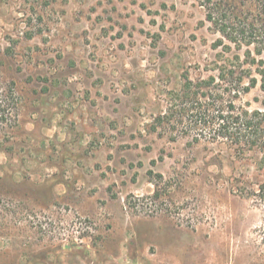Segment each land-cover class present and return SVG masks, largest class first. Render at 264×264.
<instances>
[{
	"label": "rangeland",
	"instance_id": "rangeland-1",
	"mask_svg": "<svg viewBox=\"0 0 264 264\" xmlns=\"http://www.w3.org/2000/svg\"><path fill=\"white\" fill-rule=\"evenodd\" d=\"M219 38L198 0H0L16 115L0 130V264H264L262 204L242 194L259 153L188 124L181 89L243 60ZM252 57L234 70L248 90L217 99L264 109ZM170 105L190 120L153 130Z\"/></svg>",
	"mask_w": 264,
	"mask_h": 264
},
{
	"label": "trees",
	"instance_id": "trees-1",
	"mask_svg": "<svg viewBox=\"0 0 264 264\" xmlns=\"http://www.w3.org/2000/svg\"><path fill=\"white\" fill-rule=\"evenodd\" d=\"M198 2L204 9L205 20L220 35V38L216 40L217 45L228 51L232 48L237 51L244 48V61L236 53L234 61L223 66L218 75H209L207 78L194 82L188 76L185 77L181 89L191 93L193 101L197 104L189 107L187 112H192V116L195 115L198 119L190 120L187 116L184 117L181 108L185 109V107L170 105L154 118L152 129L156 130L157 126L165 124L168 126L173 120H178L177 122L180 123L190 120L188 124L191 122L197 124L199 119L205 118L202 122L210 126L213 139L226 141L241 155L258 152L259 156L255 164L260 179L257 187L249 191L244 189L242 194L258 199L264 213V109H239L230 99L226 98L224 102L217 99L213 93V90L218 88V84L225 86L223 89L227 90L228 96L233 91L248 90L249 85L242 86L243 75H237L234 70L242 67L244 62L247 64L255 62L252 53L264 56V0H198ZM250 83L254 86L256 79L251 77ZM203 88H208L207 94L201 91ZM262 89H264V81ZM12 93V89L4 91L0 88V130L16 120L14 109L12 110L14 108ZM200 98L210 99V101L201 102ZM201 107L204 108L206 116L197 115L200 114ZM196 139L195 136L194 140Z\"/></svg>",
	"mask_w": 264,
	"mask_h": 264
}]
</instances>
